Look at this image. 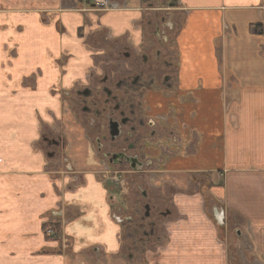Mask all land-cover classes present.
<instances>
[{
	"label": "crops",
	"instance_id": "crops-1",
	"mask_svg": "<svg viewBox=\"0 0 264 264\" xmlns=\"http://www.w3.org/2000/svg\"><path fill=\"white\" fill-rule=\"evenodd\" d=\"M122 3L124 10L84 14L78 0H0V264H140L152 256L122 253L114 189L66 114L106 45L143 52L147 8L142 0ZM175 4L181 23L165 51L176 53V81L156 102L189 101L195 142L189 157L184 148L158 156L156 183L179 193L156 264H264V0ZM17 10L22 16H13ZM46 127L67 131L66 152L82 172L76 183L59 174L72 168L46 158ZM211 202L224 206L217 223L206 216ZM53 211L62 215L55 221L69 243L65 253L43 235ZM226 219L248 247L223 242L218 223Z\"/></svg>",
	"mask_w": 264,
	"mask_h": 264
},
{
	"label": "flooded vegetation",
	"instance_id": "flooded-vegetation-1",
	"mask_svg": "<svg viewBox=\"0 0 264 264\" xmlns=\"http://www.w3.org/2000/svg\"><path fill=\"white\" fill-rule=\"evenodd\" d=\"M116 10L118 9L110 11ZM166 27L163 19L154 24L153 36L158 44L163 40L166 41L164 37ZM107 38L104 46L112 43L111 38ZM169 52L165 55L168 59L166 61L160 51H152L146 56L143 52L136 54L131 48L121 45L115 49L106 45L103 54L93 58L94 65L88 69V72L86 71L83 83L75 90L74 102L67 101L68 108L65 106L68 111L66 114L73 116L74 127L80 128L88 138L91 152L95 160L99 161L97 168L100 167L103 171L97 174H104L107 182L122 187L120 193L123 195H125V185L128 186L127 191L130 195L134 187L133 194H137L144 202L149 199L150 193H154L159 201L163 199L161 196L170 195L172 204V196L177 195L179 190L174 189V185L171 184L164 186L161 182L156 183L159 177L157 172L162 167L157 163L158 156L163 153L170 156L184 148L189 157L191 146L195 142V138L192 137L195 131L192 125L193 119L186 116L190 108L187 104L189 101H186V105L184 103L178 105L172 96L168 102L163 100L156 102L158 94L171 91L176 81L177 67L173 68L171 65L177 64V56L175 52L171 50ZM124 62L125 65L121 68ZM137 62L140 63L139 66ZM159 68L167 72H160ZM66 96L68 97V94ZM166 97H169L168 93ZM79 116L85 122H81ZM41 142L46 149V158L61 161L65 167L74 168L66 152L70 146L65 129L57 133L56 129L46 127ZM72 169L59 174L69 176L71 179L75 178L76 183L82 172ZM129 175L134 176L136 181L133 182L128 178ZM187 180L188 178L185 182ZM188 189L186 186L184 191ZM191 191H194V188L188 193ZM116 192L112 195V199L115 198L112 220L125 228L122 235L124 244L133 240L136 243L132 250L149 248L148 240L145 239L153 235L154 223L146 224L150 232L144 230L143 224L131 229L133 219H136L134 214L138 215L139 212L135 205L133 206L132 199L131 208L125 209L122 205L119 206ZM144 202L140 204L142 221L149 220L151 212L156 208L154 203ZM172 210L175 213L178 208L173 206ZM60 215L58 211L51 212L49 220L43 224L42 231L46 240L58 242L65 253L69 243L61 234L62 223L55 221ZM161 215L167 218L171 214L165 208L157 212V217ZM166 227L165 225L164 228ZM121 251L126 257H134L129 255L126 247ZM147 251H142L141 255Z\"/></svg>",
	"mask_w": 264,
	"mask_h": 264
},
{
	"label": "rangeland",
	"instance_id": "rangeland-1",
	"mask_svg": "<svg viewBox=\"0 0 264 264\" xmlns=\"http://www.w3.org/2000/svg\"><path fill=\"white\" fill-rule=\"evenodd\" d=\"M120 2H121V4H120V7H121L123 5L122 0H120ZM143 4L152 5L151 6L152 9H150L148 11H145L147 17L144 18V19H146L144 21H148L149 22V26H150L149 28L150 29L147 30V35L143 39V44H144L143 53H145L146 56L147 55L149 56L151 54L150 52H152V51L153 52L155 50L157 52L160 51L162 58H164L166 61H168V59L165 56L166 54H168V52H166L165 49H167L170 46L169 44H170L171 40H174V37H175L174 33H175L176 29L178 30V27H179V25L181 23V18H180V16L173 14L174 12L171 11L172 8H168V7L164 6L162 3L160 4V2L158 3V0H145V2H143ZM169 5L171 6L172 3L169 4ZM123 7H125V6L123 5ZM143 8H144V6H143ZM98 10L99 9L96 8V7H94V8L85 7L84 8V14H88V13L96 14V13L99 12ZM105 10H107V9H105ZM118 10H121V8H118ZM21 11H23V10L15 11L13 16H16V17H19V15L22 16L23 13H20ZM9 12L12 14V11H9ZM108 12H110V10ZM160 19H163V22L166 23V25H167V27L165 28V32H164V37H165L166 41L164 42V40H163L161 42V44H158L157 41L155 40L153 34L151 35V32H154V24L155 23H159ZM174 20L176 21L175 24H174ZM168 24H170V25H168ZM149 30H150V33H149ZM118 65H120V64H118ZM124 65H125V62L122 64L121 68H123ZM137 65L139 66L140 63L137 62ZM160 69H162V70H160ZM158 70L160 72H163V73L167 72L163 68H159ZM73 96H74V94H73ZM75 98L76 97H72V98L68 99V101L70 103L74 102ZM79 119H80L81 122L84 121V119L82 121V117L81 116H79ZM117 170H120V169H117ZM128 178H131L133 180V182L136 181V178L134 176H132V175H129ZM109 187L111 189H114V192L117 191L116 192L117 193V203H118L119 206L122 205V207L125 208V209H128V207L131 208L130 201H131V199L134 201L133 206L135 205V207L137 208V211L139 213H138V215L134 214L136 219H133L134 222L132 223L133 227H131V229L134 228L136 225L143 224L144 230L146 232H150L147 225L149 223H154V228H153V231H152L153 235L149 239H145L146 241L148 240L147 241V245H149V248L148 247H143L142 250H140V249H138V250L133 249L132 250L131 248H133V246L136 243L133 240H130L128 244H124V247H126L129 255L134 256L135 259H137V258L140 259L141 258V252L149 249L150 252L152 253V256L150 258H148L146 255H144L142 258H145V259L143 261L141 259L142 263L141 262H139V263L140 264H143V263L144 264H156V262L159 260V255H158L159 252L157 250L158 245L156 246V244H158L159 241H163V240L168 239L167 238V232H166V229L164 227H165V223L169 221V220H167L168 217L165 218L162 215L160 217H157V212L166 208L168 213H170L172 216L174 215V212L172 210V204H171L170 195L169 196H167V195L161 196V198H163V199L161 201H159V200H157V198H155L154 193L153 194L150 193L151 196L149 195V197H148L149 199L147 201L145 200V202L146 203L147 202L154 203L155 205L154 204L153 205L156 206L157 209L154 208V210L151 212V214L149 216V220L142 221L140 219L141 216H142V209H141V205L140 204H141V202H144V201H142V198H139L137 194L136 195L133 194V193H135L134 187L131 190L132 191V193H131L132 195H130L129 192L127 191V188H128L127 185H125V189H126L125 190V195H123V193H120L122 191V187H120L118 185H115V184H110ZM211 204H213L215 206L213 207L212 210L209 209L206 212V216H207V218H210V220H212V222L214 220L217 223V218H218L217 217L218 214H216V213H218L217 210L219 208H221V207H224V206L223 205L220 206L219 205L220 203H218V202H211ZM224 210L225 209H222V211H224ZM121 212L123 213V210ZM208 212H209V214L210 213L211 214L209 215ZM166 215H168V214H166ZM171 215L169 216L170 218H171ZM226 220L227 221L224 220L223 222L218 223L219 226H221V225L225 226L224 227L225 228L224 232L226 234L224 236V241L223 242L224 243H226V242L228 243V242L232 241V243L237 244L236 245L237 247L238 246H240V247L247 246L248 247L247 244H245V245L241 244L240 241L238 242L236 240L237 235H239L238 234L239 233V229L237 230L238 232H237V235H236V233L234 232L235 231L234 230L235 227L232 226V224L228 221V219H226ZM121 229H122V233H123V231L125 232V228L124 227H121ZM199 231L200 230H198V233H199ZM240 239H242L241 233L239 235V240ZM242 255H243V259H244V261L246 263L251 262L250 258L248 257V255H249L248 252L244 251Z\"/></svg>",
	"mask_w": 264,
	"mask_h": 264
},
{
	"label": "built area",
	"instance_id": "built-area-1",
	"mask_svg": "<svg viewBox=\"0 0 264 264\" xmlns=\"http://www.w3.org/2000/svg\"><path fill=\"white\" fill-rule=\"evenodd\" d=\"M83 1L85 3L91 4L93 7L98 8L99 12L109 11L118 8V4L114 0H83Z\"/></svg>",
	"mask_w": 264,
	"mask_h": 264
},
{
	"label": "trees",
	"instance_id": "trees-1",
	"mask_svg": "<svg viewBox=\"0 0 264 264\" xmlns=\"http://www.w3.org/2000/svg\"><path fill=\"white\" fill-rule=\"evenodd\" d=\"M79 1H82V0H79ZM142 2H145V0H142ZM160 2V4L162 3V4H164L163 3V0H158V3ZM172 7H174L175 6V3H173L172 5H171ZM44 228V227H43ZM42 228V229H43ZM55 230H57V229H55Z\"/></svg>",
	"mask_w": 264,
	"mask_h": 264
}]
</instances>
